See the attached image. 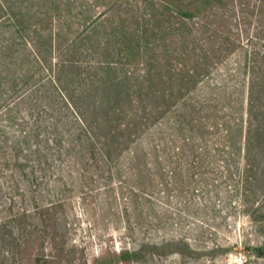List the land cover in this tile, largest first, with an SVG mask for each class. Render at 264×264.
<instances>
[{
  "label": "rangeland",
  "instance_id": "rangeland-1",
  "mask_svg": "<svg viewBox=\"0 0 264 264\" xmlns=\"http://www.w3.org/2000/svg\"><path fill=\"white\" fill-rule=\"evenodd\" d=\"M16 158L0 264H264V0H0Z\"/></svg>",
  "mask_w": 264,
  "mask_h": 264
},
{
  "label": "trees",
  "instance_id": "trees-1",
  "mask_svg": "<svg viewBox=\"0 0 264 264\" xmlns=\"http://www.w3.org/2000/svg\"><path fill=\"white\" fill-rule=\"evenodd\" d=\"M15 156H13V158H14ZM10 162L11 161H3L2 163H0V191H2L3 190V188H4V184H3V181H2V178H3V176L5 175V174H7L9 171H11V169H9L10 167H22V164L21 163H19V159H14L13 160V162L14 163H11L10 164ZM5 172H7V173H5ZM24 176H26V175H24Z\"/></svg>",
  "mask_w": 264,
  "mask_h": 264
}]
</instances>
